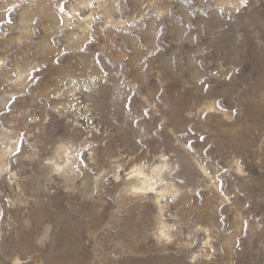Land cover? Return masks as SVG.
I'll return each mask as SVG.
<instances>
[{
  "label": "rangeland",
  "instance_id": "1",
  "mask_svg": "<svg viewBox=\"0 0 264 264\" xmlns=\"http://www.w3.org/2000/svg\"><path fill=\"white\" fill-rule=\"evenodd\" d=\"M162 155L160 216L127 174ZM68 157L71 180L43 163ZM17 261L264 264V0H0V264Z\"/></svg>",
  "mask_w": 264,
  "mask_h": 264
},
{
  "label": "bare ground",
  "instance_id": "2",
  "mask_svg": "<svg viewBox=\"0 0 264 264\" xmlns=\"http://www.w3.org/2000/svg\"><path fill=\"white\" fill-rule=\"evenodd\" d=\"M45 11H46V9H45ZM50 12L51 11H48V15H49V17L51 19H56V18L59 17V18H62V19L66 18L65 21L66 22L68 21V17H64L63 15H61L59 13H56V12H54V13H50ZM46 15H47V13H46ZM69 155L70 154H68V156ZM162 156H166V155H162ZM70 159L71 158L68 157V160H70ZM57 165H58V163H57ZM169 167H170V164L168 162V159L167 160H163L161 158V161L160 162H156V164H154V166H153V169H156L155 172H153V169H152L151 173H146L143 168H139L138 170L144 172V177H133L131 179V181H129V185L127 184L129 186L128 187V191L133 193V194H147V193H134L132 191L133 188H137V187L152 188V187H154L156 189V191L154 192L153 201H154L155 204L158 205V208H159V210L161 212L160 216L162 215V210H163L162 206H161V203H160V200H161V198H163L165 196V194L168 191H171L170 179L164 174L165 173L164 172L165 169L167 171ZM134 168H138V166H135ZM127 176L128 177L131 176V171L127 174ZM62 177L64 179L71 180L74 177V172L73 171H69V173L67 175H62ZM158 181H161V182L164 183V187L163 188H161V189L157 188ZM160 224H161L160 233H161V230L163 229L164 230V236H161V234L159 233L158 238L167 237V233L165 231V228H166L165 223L162 220H160Z\"/></svg>",
  "mask_w": 264,
  "mask_h": 264
},
{
  "label": "snow or ice",
  "instance_id": "3",
  "mask_svg": "<svg viewBox=\"0 0 264 264\" xmlns=\"http://www.w3.org/2000/svg\"><path fill=\"white\" fill-rule=\"evenodd\" d=\"M9 23H11V21H9ZM57 62H59V61H57ZM13 75H15V73H13ZM13 99H15V98H13ZM217 103H218V101H217ZM21 136H23V134H21ZM201 139H203V137H201ZM63 148H64V145H60L59 148L57 149V152L60 155L66 156L67 153L63 152ZM17 151H20V149L18 148ZM31 151L32 152H38V149H32ZM76 155L77 156H81L82 160H83L84 158H86L87 154L86 153L81 154L80 152H77ZM161 158L163 160H167L168 159L167 156H162ZM93 159H95V157H93ZM82 160H81V162H82ZM43 163H44V165L50 167L51 171H53L54 173H56L58 175H67L69 173V171H70L69 165H71L72 169L79 170L77 168L76 162H73L72 160L64 161L62 159L60 164H58V165H57L55 159H48V160L43 161ZM85 167H87L86 164H85ZM146 167H147L146 165L139 164L138 168H133L131 170V176L127 177V179L131 180L133 177H144V172L140 171L138 169L139 168H146ZM114 171H116L118 173L121 171L118 165L114 166ZM155 171H156V169H153V172H155ZM5 172H8L7 168L5 169ZM101 175H103V173ZM81 176H83V173H81ZM96 179L100 180V177L97 176ZM116 179H117L118 183L122 182V176H117ZM132 191L134 193H154L156 191V189L154 187H152V188L137 187V188H133ZM160 234H161V236H164V230L163 229L161 230ZM17 264H19V261H17Z\"/></svg>",
  "mask_w": 264,
  "mask_h": 264
}]
</instances>
